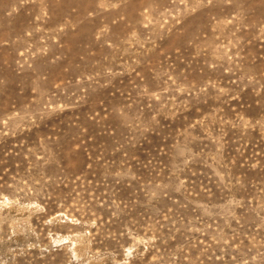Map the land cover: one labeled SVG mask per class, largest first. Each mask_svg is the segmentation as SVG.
<instances>
[{
    "label": "rangeland",
    "instance_id": "374dc122",
    "mask_svg": "<svg viewBox=\"0 0 264 264\" xmlns=\"http://www.w3.org/2000/svg\"><path fill=\"white\" fill-rule=\"evenodd\" d=\"M0 264H264V0H0Z\"/></svg>",
    "mask_w": 264,
    "mask_h": 264
}]
</instances>
